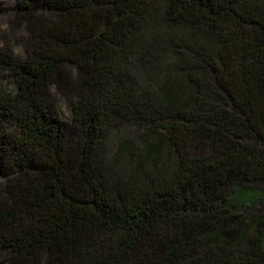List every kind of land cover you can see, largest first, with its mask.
<instances>
[{
  "label": "trees",
  "instance_id": "obj_1",
  "mask_svg": "<svg viewBox=\"0 0 264 264\" xmlns=\"http://www.w3.org/2000/svg\"><path fill=\"white\" fill-rule=\"evenodd\" d=\"M17 13L45 29L23 61L0 53L1 262L264 264V0H19ZM162 35L173 60L158 71ZM112 123L148 140L106 158Z\"/></svg>",
  "mask_w": 264,
  "mask_h": 264
},
{
  "label": "rangeland",
  "instance_id": "obj_2",
  "mask_svg": "<svg viewBox=\"0 0 264 264\" xmlns=\"http://www.w3.org/2000/svg\"><path fill=\"white\" fill-rule=\"evenodd\" d=\"M18 5L19 0H0V53L4 51L12 52L19 61H23L25 58L29 57L30 53L34 50L35 45L39 42L38 35L44 31L45 28H43V25L45 24L43 23L44 21H41L36 25L34 23L29 24L28 21L18 15ZM157 27H160V30L161 28L165 29L164 25H162L161 21L159 20ZM157 27H155L156 30H158ZM152 29L154 30V28ZM152 34H154V31L150 32V35ZM161 38L163 41H160V43L165 45V49L158 52L159 55H157V62H154L157 68L156 70L158 71L165 70V66L173 60V58L170 56V53H166L167 36L165 38V35H162ZM148 68L150 73L153 74L154 70L147 66V69ZM71 71L72 77H76L77 72L73 68ZM155 72L157 73V71ZM134 75L135 79L140 78V74H137V72H134ZM4 84L7 86V90L11 93L14 92V89H16V84L14 80L11 79V77H7L4 81ZM56 90L57 89L52 88L50 92L51 95L60 96ZM58 96H56L58 103L57 107L63 116V120L65 122H69L71 116L69 107L70 105L64 99L61 97L59 98ZM147 140L148 137L144 130H138L135 127L120 123H112L107 128L106 139H104V156L108 158L113 155L116 152V149L124 142L129 143V152H132L133 154L135 152L138 153L139 149L143 147L144 142ZM161 145L164 150L163 155H166L165 152L168 151V148L164 145V143ZM124 153L126 154L125 156L120 158L118 157L114 163H111L114 166V169H116L115 171L117 174H119L123 169L126 170L129 167L127 162V157L129 154L127 152ZM140 165L141 168H137L134 173H139L144 169H147L146 163L142 160ZM256 207L260 211L259 215L264 216V205H257ZM1 261L2 259H0V264H3Z\"/></svg>",
  "mask_w": 264,
  "mask_h": 264
}]
</instances>
